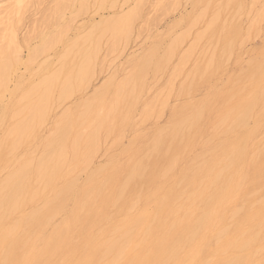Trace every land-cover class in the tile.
I'll use <instances>...</instances> for the list:
<instances>
[{"label":"bare ground","instance_id":"bare-ground-1","mask_svg":"<svg viewBox=\"0 0 264 264\" xmlns=\"http://www.w3.org/2000/svg\"><path fill=\"white\" fill-rule=\"evenodd\" d=\"M96 1L100 5L99 7L107 1L111 2L110 5H114L115 2V0ZM116 1L118 3L119 0ZM123 1L129 2V0ZM242 2L240 0H222L221 4H218L219 6L215 4L218 8L215 13L213 12L214 15L212 18L210 17L205 29L214 28V37H220L219 35L226 30L224 23L221 25L218 23L221 14L229 6L236 7V11L239 12ZM92 6L94 5H91V8ZM137 6L135 5L134 8L131 7L130 10L123 13L120 8L117 17L110 20L102 19L97 25H91L90 32L82 34L81 37H73L70 38L72 40H69V38H64L65 35L62 36L63 31L53 36L44 37L39 47L30 50L25 63L18 58L19 45L14 40V34L6 36L4 46H0V92L2 89L5 91V88L9 87V83L13 82V80L10 81L11 75L9 77L6 75V73H10L7 70H16L19 66H24L25 70L29 71L39 55H47L48 52L55 49L57 44L63 46L59 54L53 53V56L56 57L53 65L56 67L53 68L52 61L50 66L46 64L50 61L49 59V61L46 59L42 62L35 69V72L40 76L35 82L36 84H31L28 91H24L23 95H20L21 97H17V100L14 99L13 104H10L14 105V108L11 106L13 111L16 110L14 115L12 111L10 117H15L16 120L15 118L11 119L15 120L11 127L8 126L11 123L6 122V127L8 126L9 129L3 130L7 134L5 133L6 135L2 136L3 139L0 140L8 151L6 158H10L16 153V150L25 143V139H29L27 136L30 133L36 132L38 127L43 126L45 118L49 117L47 115L49 110L52 111L51 108L54 106L50 101L54 92L57 94V96L54 95L56 96L54 102L64 103L69 97L71 98L73 90L80 86L90 85L89 82L94 77L95 66L93 71L91 69L95 58L97 59L101 39L108 35L109 40H112V44L110 42L111 49L114 48L115 41L127 40L128 35H131L133 20L136 17L139 18ZM79 8L78 13L85 11L83 4H80L77 10ZM87 9L88 7H86V11L90 10ZM226 20L224 19L225 23ZM74 48H78L76 49L78 52L71 58L77 55V59L71 61L73 58L70 60V55ZM227 48L229 47L223 48L222 53ZM261 50L257 59L248 60L247 68L242 73L240 71L241 74L238 76V81L247 83L250 87L244 91L246 92L245 96L241 95L243 97L240 96L241 98L238 97L239 99H234L236 101L230 102L235 95H226L221 102L223 108L221 113L214 117L217 121L212 124L213 129L217 131L220 127L225 128L224 132L221 129L219 131L223 133V137H219L220 139L211 138L208 149H201L199 153L193 154L194 156L192 155L193 157L189 159H185L187 154L184 155V158L178 152V144L185 141L189 146L190 138L193 135L187 140L186 134H189L188 131L195 127H200L199 124L197 126L196 124L207 110L206 105L208 106L210 102L209 96H207V104L203 100L198 106L186 107L190 110L178 109L179 112L174 114L176 117H170L173 120L171 119L167 126L152 128L154 129L152 149H150L152 150L150 151L152 152V165L148 159L149 162L141 157L140 159L136 158L133 155L136 150H132L133 161L131 165L129 164L130 166H124L122 163L124 168L120 169L121 173H118V167L111 169L112 165H115L114 157L111 159V163L106 164H111L108 166L110 169H107L105 164L97 167V164L93 163V157L98 153V150H101L98 143L104 134L108 136L111 131L116 132L118 128L129 127L128 114H123V111L126 110L122 111L120 107L123 113L117 112L119 103L125 97L119 99L108 111L92 110L91 116L89 115L87 118L85 115H75L74 113L70 115V110H68L69 112L65 110L69 114H67L68 119L64 122L65 125H63L64 123L63 126H59V123L54 124V130L48 132L50 136L47 135L44 138L45 142L41 145L42 150H39L41 153L36 152L39 157H36L35 161L32 162L34 159L26 161L19 164L18 167L11 163L14 170L7 174L1 170L5 172L6 176H3L4 178L0 181V264H264V138L255 139V136L260 134H257L259 129L264 127V46ZM212 56H210L211 59H213ZM202 58L200 60L204 61ZM166 59L164 58V61ZM211 59H208V64L209 62L216 63ZM213 66L215 67L216 64ZM197 67L195 68L197 69ZM23 70L22 73H25ZM30 76L35 75L30 74ZM127 82L126 85L133 89L132 81L127 79ZM233 84L235 83L233 82ZM5 93L1 94L5 95ZM129 93L133 94L134 92L131 90ZM95 94L101 95L100 91ZM222 94L221 92L220 100L223 97ZM9 95L11 93L6 98L10 99ZM3 98L5 99V96ZM12 98H15L14 95ZM154 98L152 97L153 100H155ZM52 99L54 98L52 97ZM133 101L136 102V98ZM7 102L9 103V100ZM87 103L84 102L81 106L84 107ZM0 104L2 103L0 102ZM59 105L61 106V103ZM155 105L156 103L154 109ZM60 106L58 107L60 108ZM122 107L124 108V106ZM7 108L5 107V109ZM5 109L4 112H6ZM3 115L1 114L2 117H4ZM145 115L143 118H147ZM6 117L8 116L2 119ZM89 117L90 119H88ZM59 120L61 122L62 119ZM0 123V126L4 128L2 123L5 122ZM204 124L206 123L204 122ZM209 125L211 126V124ZM85 127L88 128L87 132L83 130ZM44 129L46 130V128ZM38 130L40 129L38 128ZM113 134L115 133L113 132ZM122 134H120L121 137ZM198 134L200 135V132ZM24 135L26 136L24 137ZM37 137L39 138V136ZM32 146H29L31 150H33ZM32 152L31 155H34ZM121 152L124 153L123 150ZM145 154L144 156H147ZM19 157L17 158L19 159ZM16 159L12 160L16 161ZM23 159L21 160L24 161ZM183 160L184 166L178 173H175L177 163ZM3 162L1 161V164ZM120 162L118 164H121ZM16 164L18 165V163ZM94 164L96 167L90 168ZM79 171L86 174L84 185H79L78 180L70 179L65 184H61V187L54 189L49 200H47L49 195L47 199H44L45 191L51 188L58 177L61 178L63 172L64 174H75ZM111 182H113V190L110 188L106 192ZM151 185L152 194L143 197L141 193ZM142 198L144 199V202H141L143 206L139 209L138 204ZM39 200L40 202H38ZM69 200H72L71 208L68 207L71 205L67 203ZM37 202L42 206L38 207ZM60 213H63V217L57 221L55 218Z\"/></svg>","mask_w":264,"mask_h":264},{"label":"rangeland","instance_id":"rangeland-1","mask_svg":"<svg viewBox=\"0 0 264 264\" xmlns=\"http://www.w3.org/2000/svg\"><path fill=\"white\" fill-rule=\"evenodd\" d=\"M240 1H243V2L241 3L242 6L239 12L236 11V7L229 6L228 9L226 8V10L221 14L220 20L218 23L219 25L224 23L226 26V30H224L222 34L219 35L220 37L218 36L214 37L215 29L210 28L209 30H207L205 28H206L207 23L210 21V17L212 18V16L214 15L215 11L217 10L219 6L218 4H221L222 0H141V1L140 0H129V2L126 1V3L123 0H119L117 3V1L115 0L114 2L115 6L110 5L111 2L107 1L103 3L104 5L102 4L103 6L101 5L102 8L99 7L100 5L98 1L96 0H85V1L84 0L83 1L82 0L81 1L80 0H0V46L2 45L4 46L6 42V36H8L9 34H12V35L14 34L13 35L14 40H16V43L19 45L18 46L19 52L17 53V55H18V58L23 63L27 62L26 59H28L27 57H28L29 52H31L30 50L34 49L35 47L36 48L39 47L44 37L53 36L63 31L62 36L65 35L64 38H69V40H72L70 38H73V37L76 38L78 36L81 37L82 34L85 35L88 32H90L89 30L92 28L91 25L93 24L97 25L98 22L100 23L102 19L110 20V19L117 17V15L120 13L119 10L121 9H122L121 13H123L124 11L130 10L131 7L134 8L135 5L137 6V4H138L137 7L139 8V10L137 8V11L139 12L138 14L139 18L136 17L135 20H133L132 29L130 33L131 35H128L127 40L120 39L118 41H115L114 48L111 49L112 45H110V42L112 44V40L111 39L109 40L108 35L103 36V38L101 39V42H100L101 45H99L100 50L97 53L98 56L96 55L97 59L95 58L94 60L95 62L93 63V67L91 69L93 71L94 66H95V70L93 71L94 77L91 78V81L89 82L90 85L87 86L88 88L85 87L84 85V86L78 87V89L73 90L71 98L69 97L66 101H64V103L59 101V103H61V106L59 105L58 102H54L57 96V94L54 92V95L56 96L52 94V97L54 99H52L51 97L50 101L53 102L55 107L51 105L52 111L49 110L47 114L49 115V117L45 118L46 122L44 121V123L42 124L43 126L38 127L40 130H38L37 128V130H35L36 132L32 134L29 131L30 135L27 136L29 137V139L26 138L25 143L21 145L20 148H18L20 151L17 149L16 153L13 152L17 155L14 154L12 157L6 158L5 156H7L6 154L8 151L7 149H5V147H3L2 142H0V154H1L0 155V165H1L0 171L3 170L7 174L9 171L14 170V166L18 167L19 164L25 163L26 161L29 162L32 159H34L32 160V162L35 161L37 159L36 157H39V154L41 153V151L39 150H42L41 145L43 144V142H45L44 141L45 136L48 135V132L50 133L54 130L55 128L54 124L59 123V126L62 125L66 121V119H68L69 114L71 115L72 113H74L75 115H78V114L85 115V118H87L90 115V112L92 110H96V111L110 110L111 107L115 105L119 99H122V97H125L123 99L124 102L121 100L122 102L120 103L122 105L119 103L117 107V112L120 113L123 111V109L128 111V112L123 111L124 113L123 112L122 113L129 115V116L127 115V117L129 119L128 121L130 122V125L129 127L118 128L116 132L111 131V134L108 136H105L104 134L103 135L104 137L102 136L100 138L102 142L100 140L98 144L101 150H98V153H96V155L93 157V163L97 164V167L104 166V164L106 165L108 163H111L112 162L111 159L114 157L115 161L114 159L113 161L115 162V165L114 166L112 165L111 169L113 168L117 169L118 167L117 171L118 173H121L120 169H123L124 166L126 165L128 166L131 165L133 161L132 160L133 155H135L136 158H139V159L141 157L147 162L150 161L152 165V152H150L152 151L150 149H152V132L154 130L152 128H160V127H163V125L167 126L168 125L167 123H170L171 119L173 120V118L176 117L174 116V114H177V111L179 112V110L182 108H185L186 110H190V108H186V107H189L191 105L198 106L201 102H203V100L205 104H207L208 103L207 96H209L210 98L209 100L210 102L208 103V106L206 105L208 112L206 110V112L204 113L205 115L203 114L202 118L199 119L198 123L196 124V126L199 124L201 128L197 126V128L195 127L197 130L195 128L193 129V130L200 132V135L202 133V135L200 136L198 132L196 131L193 132V130H191L192 132L188 131L189 134H186L187 140H189L190 136L193 135V137L191 136L190 138L191 142L189 146L186 145L185 141L179 143L178 152L182 154L181 156L184 158H185L184 155L187 154L185 159H189L193 157L195 154L199 153L201 149H208V146L210 147L209 140L211 138L220 139L223 137V133L219 131L221 129V131L223 130L224 132L225 128L223 129V127H220V129L218 128L219 130L217 129V131H214L213 126H212V124H214L217 121V119L214 117H217V115L220 114L223 109L222 104H221L222 99H224L226 95L231 94L235 96L230 102H234L236 101L234 99H237L238 97L239 98L243 97L241 95L245 96L246 92L244 91H246L249 86L247 83H244V82L241 83L240 81H238L237 80L238 76L242 73L243 70L247 68L246 63L248 62V60L251 61V59L253 58L254 59L258 58L257 55L258 56L260 55V52L262 51L261 48H263L264 46V0H252V1L251 0H240ZM65 3H67L69 6ZM107 3L109 6L107 5ZM80 4L84 5L85 11L83 12L84 9L81 10L83 13H78V11H80V8L78 10L77 8L80 7ZM207 4L208 6L206 7ZM215 4L218 6L216 7ZM91 5H94L95 7L92 6L91 8ZM65 7H66V10H65ZM86 7H88V9L90 10L86 11ZM110 7H112L113 9ZM204 8L205 9L207 8L208 10H205ZM96 9H98L99 11ZM233 16L234 18H232ZM224 19L225 20L227 19L226 23ZM235 34H236V37H235ZM216 40H219V41L217 42ZM119 41L120 43L118 44ZM80 42L83 44L82 41ZM226 42H230L229 43L230 45L225 44ZM83 46L85 47L84 44ZM225 47H229V48L226 49V51L224 52L225 54H224L222 53L223 52L222 49ZM54 48L55 49L53 51L48 52L47 55L45 54L41 56L39 55V57L35 59L29 71H26L25 67L22 65H21L22 67L19 66V68H17L16 70H12V69L10 71L7 70L10 73H6V75H8V77L11 75L10 81L13 80L14 83L10 82L9 87L12 86V84L13 86L10 88L9 87L5 88V91H8V92L5 93L3 89L1 90L3 93H5V95L1 94L2 92H0L1 94L0 100L4 99L3 97L5 96V99L0 101L2 104L5 103L3 105L0 104V107L2 105V107L0 108V113L3 115V112H4L3 110L5 109V107H8L7 109H5L6 112H4L5 114L3 115L4 117L8 116L5 118L6 121L5 119H2L4 117H2L0 114V118L2 119V121L0 122H5V123H2L4 124V128L0 126V138H1L0 140H2L3 137L7 134L6 132H3V130L9 129L8 126L11 127V125L16 120L15 117H14L15 118L14 121L11 120V119H14L10 117V114L13 111L12 107L14 105H10V104L11 103L13 104L14 99L17 100L16 99L17 97L18 98L21 97L20 95L21 94L23 95L24 91L26 90L28 91V88L32 86L31 84H36L35 82H37L40 76L38 73L35 72V69H37L42 62L46 61V59L47 60L49 59L50 61L49 60L48 61L50 63L48 62L46 64L50 66L51 61H52V65L54 64V62L56 61V57L55 55L53 56V53L57 52V54H59L63 46L62 44H57ZM76 49L78 48H74V50L72 51L73 54L71 53L70 55V60L73 58L71 61H75V59H77L76 58L77 55L71 58V56L75 55L76 52H78L76 51ZM210 56H212L214 60L211 59ZM202 57L204 58V61L200 60ZM164 58H167V59L164 61ZM209 58L212 60V62L213 61L216 62V63H213L214 65L216 64L215 67L213 66V64H211V62H209V64L207 63V61H209L208 60ZM220 60L222 62H219ZM197 62L200 64L198 65ZM55 67L56 66H54L53 68ZM195 67H197V69L199 70H197ZM203 69L205 70V73ZM22 70L25 73H22ZM212 72H213V75L215 74L214 76L212 75ZM30 74H34L35 76H30ZM198 78H201V79H198ZM127 79L128 81L130 80L132 81L133 89H131L130 86L126 85L128 83ZM232 81L235 84H233ZM15 82L17 85L15 84ZM237 84H240V85H237ZM125 85L127 86V88L125 87ZM129 90L130 91L133 90L134 92L133 94H134V97L136 98V102L133 101L135 100V98L133 97V94L129 93L130 92ZM217 90H220V91H217ZM10 91L14 93L12 94V92ZM97 91L98 93L100 91L101 95L99 94H98L99 96L96 95L95 93H97ZM221 92L223 93L222 94L223 97H221V100H220ZM9 93H11V95H9L10 99L8 97L7 99L6 96H8ZM128 94H129V97H128ZM12 95H14L15 98H12ZM152 97L153 98L155 97L154 99L158 101L153 100ZM8 100H9V103L7 102ZM152 100L155 101L154 104L156 103L155 105L156 110L154 109V104ZM84 102L85 103L88 102V103L83 107L81 106V104L83 105ZM130 104L133 106H131ZM57 105L60 106V108ZM122 106H124V108ZM120 107L122 111L120 110ZM65 110L67 111L70 110V112L68 111L69 114ZM14 111L16 112V110ZM14 111H13V115H14ZM146 113L147 115H145ZM211 113L214 114L212 116L213 118L211 117L212 115ZM144 115L147 116V118H143ZM50 116L53 118H51ZM205 116L206 118L209 119V121L208 119L206 120ZM170 117H173V118H170ZM59 119H62L61 122ZM88 119H90V117ZM51 120L53 123L51 122ZM6 122L11 123V124L8 123L9 124L7 126L8 128L6 127L7 125ZM204 122L206 124H204ZM49 123L52 125H50ZM209 124H211V126ZM63 125H65V123ZM44 128H46V130ZM85 128L83 130L84 132L85 131L87 132L88 128L86 129ZM202 128L204 129V131L205 130L207 131L204 132ZM263 130H264V127L259 129V132L257 133V134L260 133L259 135H261V137L263 135V137L261 138V137H258L259 135L258 136L256 135L255 139L261 140L264 138ZM113 132L115 134H113ZM208 132H209V137H208ZM214 132L217 135H215ZM116 133H119V134L116 135ZM191 133H194V134H191ZM120 134H122V137ZM205 134L207 135L208 138L206 137ZM32 135H34L33 136V138L35 137L34 139H37L38 138L37 136H39L38 138L39 140L37 139L38 141L37 140L34 141V139L31 138ZM25 136L26 135H24V137ZM41 137L43 138L41 139ZM144 138H145V143H144ZM197 138L199 139L198 142H197ZM147 140H149V142H147ZM112 141H113V144H112ZM130 141L134 142L133 144L137 146L135 147L133 144H130L131 143ZM30 142H33L34 144ZM192 142L194 143L193 145H192ZM195 142H197L196 145H195ZM204 143H206L205 144L206 146L204 145ZM27 144H29L28 147H27ZM129 144L131 145L130 147H129ZM197 145L199 146L200 149L198 148ZM23 146L26 147L27 149L24 148ZM29 146L33 147V150L35 153L32 152L33 150H31ZM192 146H195V147H192ZM143 147H145L146 149ZM123 148H126V149H123ZM128 148L130 149L128 150ZM135 148H137L138 150ZM28 149L31 151H29ZM183 149L185 150L183 151ZM122 150L124 151L125 154L121 152ZM132 150L133 151L136 150V151L133 152ZM189 150H191V152H189ZM129 151L131 152V154ZM31 152L34 155H31ZM36 152H38L39 154L38 153L36 154ZM132 152L135 154H133ZM24 153L25 155L23 156ZM27 154H29L28 157H27ZM144 154L147 156H144ZM35 155H38V156H35ZM17 157H19L20 160ZM11 158L14 160L17 158L16 161L17 160L18 161L16 162L12 160ZM21 159H23L24 161H22ZM1 161L2 162L4 161L3 164H1ZM15 162L18 163V165ZM119 162L121 164H118ZM179 162L180 163H177V169L175 173L176 172L178 173L180 169H182V167L184 166L183 164L185 163L184 160L179 161ZM11 163H13L14 166ZM122 163L124 164V166ZM9 164L11 165V167H9L10 166ZM95 164L92 165L90 168H94L93 166L96 167ZM109 165L111 166V164ZM109 165H106L105 167H107V169H110V167H108ZM178 167H179V170H178ZM4 169H6L7 171ZM5 172H2L0 174V181L6 176ZM79 173L81 172L80 171L78 173L75 172V174L74 173L64 174L63 172L61 175V178L58 177V179L54 181L53 185L51 186L52 189L49 188L45 191L44 199L45 198L47 199L49 197L47 199L49 200L52 196L53 190L56 189L57 187H61L63 183L65 184V182H68L70 179L71 180L75 179L76 181L78 180L79 185L80 184L84 185L86 183L84 179L86 178V174L84 172H82L81 174ZM69 176H72V177L70 178ZM79 182H82L83 184ZM112 184L113 182H111L110 186L106 189L107 190L106 192H108L110 188L112 189ZM151 188H152V185L149 186L147 189H144L143 192L141 193L142 196L145 197V196H148L149 194H152ZM143 200L144 199L142 198V201H140L138 204L139 209H141L143 206V204H141V202L142 203L144 202ZM38 202H40V200ZM38 202H37V204L39 205L38 207H41L42 206L41 203H38ZM71 202L72 200H69L67 202L68 205L71 204L69 206L67 205L69 208H71L72 206ZM62 214L63 213L58 214V216H56L55 219L57 221L60 220L61 217H63Z\"/></svg>","mask_w":264,"mask_h":264}]
</instances>
